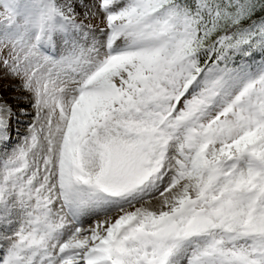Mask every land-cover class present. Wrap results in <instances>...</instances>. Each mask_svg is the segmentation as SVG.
I'll return each mask as SVG.
<instances>
[{
	"label": "snow or ice",
	"instance_id": "obj_1",
	"mask_svg": "<svg viewBox=\"0 0 264 264\" xmlns=\"http://www.w3.org/2000/svg\"><path fill=\"white\" fill-rule=\"evenodd\" d=\"M0 264H264V0H0Z\"/></svg>",
	"mask_w": 264,
	"mask_h": 264
}]
</instances>
